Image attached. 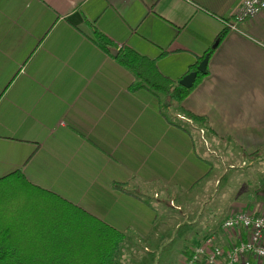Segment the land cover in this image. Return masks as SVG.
<instances>
[{
	"label": "crops",
	"instance_id": "1",
	"mask_svg": "<svg viewBox=\"0 0 264 264\" xmlns=\"http://www.w3.org/2000/svg\"><path fill=\"white\" fill-rule=\"evenodd\" d=\"M242 1L0 0V179L20 170L60 197L22 215L61 220L65 200L125 233L117 262L131 238L150 242L162 202L184 215L227 168L264 169V12L228 30ZM113 50L179 85L212 52L207 75L169 104L137 89ZM254 182L252 201L231 203L226 218L264 211V177Z\"/></svg>",
	"mask_w": 264,
	"mask_h": 264
},
{
	"label": "trees",
	"instance_id": "2",
	"mask_svg": "<svg viewBox=\"0 0 264 264\" xmlns=\"http://www.w3.org/2000/svg\"><path fill=\"white\" fill-rule=\"evenodd\" d=\"M224 36V33L218 35L216 43ZM97 41L107 48L100 34H97ZM118 59L138 78L137 89L146 88L164 95L169 104L182 102L208 73L207 70L199 73L193 87L187 89L163 76L152 60L132 52L122 53ZM197 68H192L191 72ZM25 190L27 194L23 195ZM46 195L60 198L29 183L20 170L0 179V264H116L115 255L125 233L81 208L63 200L61 220L57 218L51 222L22 215L35 212L40 205L39 199ZM49 223L51 226L47 227Z\"/></svg>",
	"mask_w": 264,
	"mask_h": 264
},
{
	"label": "rangeland",
	"instance_id": "3",
	"mask_svg": "<svg viewBox=\"0 0 264 264\" xmlns=\"http://www.w3.org/2000/svg\"><path fill=\"white\" fill-rule=\"evenodd\" d=\"M173 112L169 114L173 116ZM235 166L234 169L227 168V179L220 190L214 187L212 182L210 183L212 194L209 201L198 202V197L195 196L198 192L196 189L194 200L193 198L189 200L190 206L184 208V215L162 202L164 213L159 218L162 222L156 223L150 242L131 238L121 246L116 264H181L186 252L192 251L195 246L201 244L227 219L225 209L228 211L231 203L246 202L248 199L252 201L251 198L255 194L254 179L258 177L262 182L264 169L260 168L257 171L250 166L243 168ZM217 173L218 171L215 170L210 179L213 180ZM222 173L224 174L223 168ZM243 192L245 194H242ZM176 203L177 206H183L180 201ZM168 215H174L175 219L170 220ZM166 222L168 223L164 228L160 229L159 226Z\"/></svg>",
	"mask_w": 264,
	"mask_h": 264
},
{
	"label": "built area",
	"instance_id": "4",
	"mask_svg": "<svg viewBox=\"0 0 264 264\" xmlns=\"http://www.w3.org/2000/svg\"><path fill=\"white\" fill-rule=\"evenodd\" d=\"M264 12V0H243L233 21L225 27L238 31V25ZM222 233L213 232L184 257L181 264H264V211H239L224 220Z\"/></svg>",
	"mask_w": 264,
	"mask_h": 264
},
{
	"label": "water",
	"instance_id": "5",
	"mask_svg": "<svg viewBox=\"0 0 264 264\" xmlns=\"http://www.w3.org/2000/svg\"><path fill=\"white\" fill-rule=\"evenodd\" d=\"M217 43L215 44L214 48L216 47ZM111 54L114 55L115 57H118L119 52L118 51H111ZM208 61H209V56L207 55L204 60L199 64L197 71L195 72H191L190 74H188L187 76H185L181 81H180V85L184 88H191L193 87V85L195 84L197 77L199 75V73L203 74L206 72L207 69V65H208Z\"/></svg>",
	"mask_w": 264,
	"mask_h": 264
}]
</instances>
